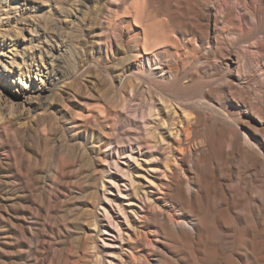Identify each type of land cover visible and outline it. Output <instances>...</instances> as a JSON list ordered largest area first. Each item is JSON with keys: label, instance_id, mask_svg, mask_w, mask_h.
Returning <instances> with one entry per match:
<instances>
[{"label": "bare ground", "instance_id": "6f19581e", "mask_svg": "<svg viewBox=\"0 0 264 264\" xmlns=\"http://www.w3.org/2000/svg\"><path fill=\"white\" fill-rule=\"evenodd\" d=\"M132 1L120 7L122 13L106 14L112 28L104 18L113 30L107 29L108 39L123 48L117 49L119 74L102 70L109 86L99 96L106 105L92 115L67 118L76 132L84 131V139L73 131L58 140L59 149L70 153L50 169L56 231L51 264H180L172 251L185 253L188 264H264V45H257L263 37L257 35L260 42H251L252 49L239 41L243 49L235 51L239 29L229 17L236 9L228 16L227 9L201 6V0H164L161 8L150 1L151 10L143 4L144 11L141 1ZM23 32L24 46L16 51L24 55L35 45L29 46ZM230 38L234 52L227 46L224 54ZM2 63L1 76L7 77ZM11 97L4 105L20 109ZM6 131L7 139L14 134ZM93 138L101 147L92 145ZM6 173L4 208L13 216L22 198L21 174ZM61 179L71 190L60 189Z\"/></svg>", "mask_w": 264, "mask_h": 264}, {"label": "rangeland", "instance_id": "374dc122", "mask_svg": "<svg viewBox=\"0 0 264 264\" xmlns=\"http://www.w3.org/2000/svg\"><path fill=\"white\" fill-rule=\"evenodd\" d=\"M116 1L0 0V63L3 62L2 64L7 65L9 69L6 75L7 77L1 76L0 72V105H2V108H0V138H4V141H6L3 142V140H0V264H51V259L53 257L55 247L53 236L55 237L56 233L54 228L55 226H53L54 206L50 202V197L52 196L53 190V176L51 175V170L54 169L56 162L59 160V157L62 159L70 153V151L59 149L58 140L61 141V139L65 137V135L66 138H68L70 132L75 131L73 129V126H69L66 121L67 118L70 117V115H73V119L79 117V115L82 114L92 115L96 113V111H100V104L101 106L106 105L104 103L105 101L101 100L102 98H100L99 96V93L101 94V91L106 90L107 86H109V83L105 78L102 70L106 67L114 76L119 74V67L117 66V63L120 60L119 56H122V54L121 51L119 52L117 51V49L123 50V48L119 44L114 42V40H112L113 42H111L108 39L109 37H111V35L108 34H112L113 30L109 29L110 27L112 28V24L110 25V22L107 21L108 15L106 14L110 12V15L108 17H110L112 13V15H114V9H116L115 11H117L118 9V12L120 9V13H122V9L120 7L123 8V6L125 5L124 3L129 2L128 0H125V2L123 0H118L119 3H116ZM146 1L148 0H134L130 3H133L135 5L139 2L138 5L141 6V9L144 8V11L145 6L148 5V9L151 7L150 4H148L150 3V1H153L156 8L158 6V8H161L164 5V0H149V2ZM206 1L201 0V6L205 7L209 4V6L214 7L219 12H223L224 10V12L227 11L226 13H228V11L231 12L233 9H236V12L233 10V12L230 13H233L234 15L232 14L230 16V14L228 13V16H230V20H234V22H236L235 25H233V22H231L232 25H230L239 29L237 30V36L235 38L239 37L240 40L235 39L237 41L235 47V40L233 42L231 38L229 40L226 39V42L224 43L225 46L223 44V48L225 47L224 54H227L229 52L227 51V46L229 47V50L232 49L234 52V49L236 51L237 47L241 48V46L243 45L242 43H245V45L247 46L249 45L252 49L254 44H251L253 42L259 43V37V39L263 37L264 40V18L262 17L264 16V12H261L264 11V0H238L241 3L237 0H226L224 9L221 8L224 4L223 0H219L223 3H219L218 0H209L208 2ZM214 1H218L220 5ZM244 1H246L245 4H247L248 6H245V4H243ZM119 4H121L122 6ZM143 4H145V6H143ZM233 4L235 6L239 4L240 5L234 8L235 6H230ZM138 5L137 8H140L138 7ZM227 6L231 7V10L230 8L228 9ZM247 8L250 10L252 15L253 11L257 13L256 14L254 12L255 17L253 15L255 20H251V16L248 13L249 10H247ZM260 8L261 11H259ZM70 9L74 10V14L77 15L76 17L71 15ZM148 9L147 11L151 10V8L149 10ZM225 9L227 10L225 11ZM251 9H253V11H251ZM6 11L7 13L4 14ZM238 11H241V14ZM234 12L237 13V17L239 16L237 21L233 19L236 17ZM260 13H262V16ZM246 15L249 16V19L246 18ZM259 15L262 17V21H260ZM104 20L106 22H109V24ZM238 22L242 23L238 24ZM247 22H249V24ZM259 22L262 23L260 24ZM107 24L110 27L107 26ZM262 24L263 27L261 26ZM212 26L214 29V24ZM16 27L19 28V31H24L23 33L28 38L26 41L29 42V46L30 44H33L32 46L34 49L35 45L34 50H30L29 48H27L28 50L25 51L26 53L24 55L18 53L19 50L16 51L17 48L21 49L25 43L24 36H22L21 31L19 32L15 30L17 29ZM241 28L245 30L243 31L241 30ZM107 29L110 30V33L106 32L108 31ZM252 29L256 30L257 32H253ZM27 30H30L32 32H28ZM16 32H19V36L21 35L20 37L18 36L19 38L17 36L15 37ZM129 32L130 30H128V33ZM247 32L250 33V35ZM6 33L7 35L11 34L10 36L12 37H3L6 35ZM241 34L244 35L242 36ZM257 35L260 36L258 37ZM106 40L108 41V43L106 42ZM230 40H232V43ZM239 41H241V46L240 43H238ZM262 44L264 45V41H261V43L257 45L260 46ZM245 45L244 47H247ZM58 48H63V51H58ZM111 49L112 51H110ZM241 49H243V46ZM41 52L42 57L39 54ZM26 54L28 56H26ZM224 56L225 57L223 58L227 59L226 55ZM24 57L28 59V63H24ZM116 59L118 61H116ZM11 60H13L12 62L15 65L13 67H9ZM92 64L98 66L99 69ZM37 65L40 66V70L36 68ZM86 65L87 67H85ZM31 66L34 67V70L32 68L33 71L30 70L32 72L27 73L28 70L26 68H29ZM0 69H3L1 65ZM11 70L13 73L11 72ZM56 70L59 71L58 75H52L51 77V74ZM105 83L106 85H108L106 86ZM11 89L14 90V92H12ZM250 91L252 93V90H247L248 93H250ZM96 95L99 97V99ZM9 97L14 98L15 101L19 103L18 105L20 109H18L17 107L16 109L18 110L13 111L16 109L9 110L10 105L7 104V107L4 105L5 103L3 102H8L7 100H9ZM251 99L254 100V96H252ZM100 100L103 102H101ZM130 106H128L130 109H128V111H131L133 108V106L132 108ZM97 107L100 108L98 109ZM95 108L97 109L95 110ZM104 108L105 107H103V109ZM2 110H4V116L2 114ZM87 110L91 111L88 112ZM9 111H13L14 114H9ZM64 119L66 122L64 121ZM88 121H91V119ZM9 125L11 126V128ZM7 128L12 129L10 134H15L10 135V137H8L9 140L7 139V137H5L7 135ZM77 130L78 131L75 132L84 139V131L79 129ZM107 135L111 137L109 134ZM107 135L104 136L106 138H109ZM12 136L13 138L18 137V141H16V139L14 142V140H12ZM57 137L58 139L55 140V138ZM66 138H64L63 141H66ZM89 139L91 138L89 137ZM11 141L13 142V144ZM90 142L91 141H89V143ZM93 142L91 143H93L92 145H94V147H101V145L95 143V138H93ZM4 145H8L11 148L13 147V150L8 146L5 147ZM92 145L90 144V146ZM3 147H5V149H3ZM6 149L9 152H7ZM15 149H18V152L14 156L13 154L15 153ZM146 149L147 148L144 149V152L147 151L148 153L149 150ZM12 152L14 153L9 156V154ZM7 156H9L12 160H10ZM143 160L141 159V163H143ZM123 162H126V160L121 159L120 163ZM8 164H10L12 167ZM7 170H10V172L13 174H21L19 181L21 187L18 189L21 192L22 198L17 206L18 208L13 209V216H9V213L7 214V211L4 208L6 188L5 180L8 176V174L6 173ZM46 172H49V177H52L49 178L50 180L48 179L47 183L44 182L45 176L47 174ZM61 180L62 184L60 183V189H62L63 191L64 186H68L63 182V179ZM12 185L13 189H11L14 192V190H16V184ZM68 189L71 190L70 187H68ZM58 205L63 206V203L60 201ZM164 205L165 204L160 203V206L163 209H168V206L166 205L165 207ZM61 206L57 207L58 209L56 211L60 210ZM17 209L19 210L17 211ZM99 213L101 214V212ZM33 217L36 218L35 220L37 221V224L33 225V220L31 219ZM133 219L135 218H133L132 216V221H134ZM172 256H175V258L179 260L178 261L176 259L178 262H180V264H188L185 253L172 251ZM181 258L183 259V261ZM167 261V264H171L170 260Z\"/></svg>", "mask_w": 264, "mask_h": 264}]
</instances>
